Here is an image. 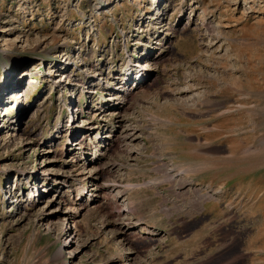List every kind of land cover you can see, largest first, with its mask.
<instances>
[{
    "label": "rangeland",
    "instance_id": "1",
    "mask_svg": "<svg viewBox=\"0 0 264 264\" xmlns=\"http://www.w3.org/2000/svg\"><path fill=\"white\" fill-rule=\"evenodd\" d=\"M263 163L264 0H0V264H264Z\"/></svg>",
    "mask_w": 264,
    "mask_h": 264
},
{
    "label": "crops",
    "instance_id": "2",
    "mask_svg": "<svg viewBox=\"0 0 264 264\" xmlns=\"http://www.w3.org/2000/svg\"><path fill=\"white\" fill-rule=\"evenodd\" d=\"M247 181V180H246ZM248 181L249 183H254L256 185H263L264 184V163L255 167L254 169V178H250Z\"/></svg>",
    "mask_w": 264,
    "mask_h": 264
},
{
    "label": "bare ground",
    "instance_id": "3",
    "mask_svg": "<svg viewBox=\"0 0 264 264\" xmlns=\"http://www.w3.org/2000/svg\"><path fill=\"white\" fill-rule=\"evenodd\" d=\"M121 87H122V86H121ZM123 90H124V89H123ZM123 92H125V91H123ZM117 94H118V93H115V97H113L114 99H115V98H118V95H117ZM113 98H112V99H113Z\"/></svg>",
    "mask_w": 264,
    "mask_h": 264
}]
</instances>
